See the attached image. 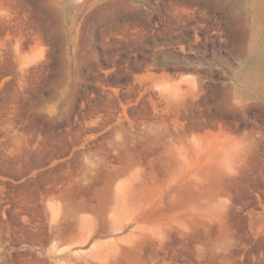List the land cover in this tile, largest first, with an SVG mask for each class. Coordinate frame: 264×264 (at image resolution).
Wrapping results in <instances>:
<instances>
[{"label":"rangeland","instance_id":"obj_1","mask_svg":"<svg viewBox=\"0 0 264 264\" xmlns=\"http://www.w3.org/2000/svg\"><path fill=\"white\" fill-rule=\"evenodd\" d=\"M0 264H264V0H0Z\"/></svg>","mask_w":264,"mask_h":264}]
</instances>
